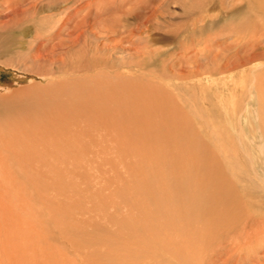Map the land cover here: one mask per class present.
<instances>
[{"label":"rangeland","instance_id":"obj_1","mask_svg":"<svg viewBox=\"0 0 264 264\" xmlns=\"http://www.w3.org/2000/svg\"><path fill=\"white\" fill-rule=\"evenodd\" d=\"M20 1L15 8L27 11L26 17H31L32 22L26 24L29 26L26 32L15 37L18 49L14 59H17L18 55L24 57L30 53V50L38 48L40 39H47V44L50 46L55 44L57 39L61 40L64 46L59 48L60 56V53L66 52L69 46L65 37L68 36V33H73L76 26L86 19V25L84 24L79 29L80 34H83L82 36L79 35L77 39L79 44H75L73 47L77 49L82 42H86V45L88 47L90 45L89 48L92 49L94 47L98 50L110 49L111 43L120 39L117 42V49L109 56L110 59L122 62L127 73L126 82H138L137 84H140L141 87L147 90L150 88L148 90L150 93L145 92L146 95H143L141 90L136 91L135 102L127 104L124 126L125 138L121 146L116 145L114 148V140L108 141V137L106 139L101 127L93 128L89 132V124L86 122L87 126L84 119L75 120L73 118L72 122H68L55 115V117H50L51 119H44L48 111L47 108H52L54 102L59 100L53 94L49 95L51 91L47 92L46 86L58 82L60 77L67 81L66 77L69 75L57 73L52 77L43 79L33 73L9 66L4 67L0 64V84L10 85L0 89V110L2 112L8 111L7 113L0 111V264H100L98 256L104 255L106 246H110L106 241L118 243L121 240L122 245V239L131 236L132 229L137 232V227L140 224L143 225L145 231L148 230L147 225H149V230L152 229L150 232L153 233L154 228H157L154 233L157 236L152 235V238L155 239H151V243L144 246L143 249L146 248L152 252L153 248L154 251L156 248H163L164 251H162L163 254L160 253L159 256H156L155 260L158 259L159 261L157 263L150 260L148 255L146 257L141 253L134 254L133 263L161 264L163 258V261L166 258L173 262L171 259L173 257L169 256L176 257V254L182 253L185 257L183 255L178 256L184 264H264L263 233L255 234L256 247L254 245L248 251L245 249L239 251L237 246L225 243L226 240L233 242L234 237L244 235L241 227L243 222H240V219H251L252 217L256 219L255 217L259 216L263 217L264 220V206L261 204L253 206L250 215H245L248 209L243 204H240L242 207L240 212H236V206L228 211L230 207L227 205L229 215L227 218H230L229 220H223L224 211L221 212L216 207L217 211L213 208L212 211L207 212L211 217L205 215L202 222L207 223L201 227L197 228V223H192L193 225L190 227L175 228L169 233L166 225V227H161L163 224L160 225V222L153 218L152 213H150L153 207L144 204V196L139 200L136 198L140 195L143 185L152 184L156 180V177L154 178L150 174L156 168L161 169L160 171H163L162 173L170 178L171 185H174V182L179 178L182 180L191 178L194 181H199L195 186H192L190 192L178 198L181 206L190 203L196 204L197 195L204 192V183L208 179L206 176L210 175L208 182H213L211 180L215 176L214 173H219L217 172L218 168H221L220 173L223 170L229 174L226 165H223L226 156L224 157L219 150H214L213 144L216 143L215 141L212 142L214 137L208 138L206 136L210 132L209 128V130L206 129L207 131L204 130V133L206 131L205 135L203 133L201 135L198 131L196 137L188 135L187 138V135H184L185 140L182 134H179L180 137L176 135L174 139L169 138L168 131L170 130L168 129L172 130L177 124L171 126L172 128L168 123L165 126V120H161V118H165L167 113H178L177 117L176 114L173 116L176 122L178 119L180 120L182 128L186 126L188 129L191 127L192 130H198L200 127L196 123L198 118L190 116L193 114L191 110L197 109L201 116L206 114L202 120L209 119L210 115H214L216 112V115L213 116L215 121L219 120L217 123L222 128L232 131V135L236 134L237 137L231 136L232 139L237 138L238 141L250 148V152H248L249 162H251L258 176L264 175L258 170L261 165V155L255 150L258 144L255 137L257 135L254 132V118L251 114L253 113V100L247 97L249 91L241 99L243 100L242 109L245 107L243 112L239 109L241 114L239 113L237 117L230 116V118L223 116L220 119L219 114L227 115L226 107L228 108L235 99L243 97V89L242 91L238 87L235 92H222L220 89L212 88L204 94L201 93V95L198 92L191 95L188 91L185 98L193 97L194 99L190 106L183 104L184 101H182L183 108L180 109L178 101L173 100L172 102L173 91H171V96L168 95L169 90L174 88L176 93H179L178 89L190 86V88L195 86H200L203 89L205 86L208 88L210 84L217 82L216 78L221 85L227 86L229 84L230 88L237 82V76L241 75L239 72L234 73L237 75L235 77L234 74H226L207 80L204 78L207 72L204 66H213L211 58L207 56L208 59H204V38L211 37L214 40L216 37L217 44L220 42L218 46L215 44L217 50H220L223 45L225 48L226 44L231 45L232 43V36L227 31L221 30L222 26L232 22L231 0H68V3L64 5L65 7L61 3L62 0H55L49 4L52 9L42 7L47 2L38 3L40 0ZM237 4L236 6L241 8L238 17L245 19L244 17L249 13L246 4L239 2ZM32 10L34 13L31 12ZM0 15L2 18L5 16V12ZM66 19L69 21L68 30L63 29L59 32ZM219 46L221 47L219 48ZM182 47H186L185 55L196 50H202V53L193 61L179 63V56L184 55L181 52ZM99 53L94 54L96 59L106 57V54L100 55ZM184 57L186 58V56ZM177 63L180 65V69L192 72L193 68H196L197 71L178 79L173 76L179 70L176 69L179 67ZM255 65H258V68L261 63L257 62ZM197 66H200L201 69ZM172 68L176 70H172ZM164 82L172 83L174 87L171 86L167 93L159 92V94L154 87L155 83L164 85ZM181 83L183 84L180 85ZM226 83L228 84L226 85ZM152 87L153 89H151ZM155 90L157 94L153 92ZM162 91L165 92L166 90ZM219 100L220 102H218ZM38 109H43L44 114L41 113L39 116L40 111ZM12 110L14 113L17 110L21 112L17 116L35 110L37 116L30 126L32 129H26L23 121L25 117H21L19 120L8 117L10 113H13ZM217 116H219L218 119ZM153 119L159 121L155 122ZM21 123L23 124L21 125ZM23 125H25L24 128H22ZM36 127L38 128L36 129ZM162 131H164L166 138ZM82 133L88 135H83V137ZM254 137L256 142L255 139L252 140ZM198 138L209 142L207 144V141H200ZM231 138L226 139V141L232 140ZM251 141H254V148ZM210 143L211 146H209ZM26 146H35V151L33 149L34 152L32 151V153L26 149ZM202 147H205V152ZM213 159L217 161L214 163ZM156 160L158 161L155 162ZM195 162L197 163L195 164ZM213 164L217 165L214 166ZM221 165L224 166L223 169L220 167ZM180 172L181 174H179ZM222 181L221 187L226 189L227 186H230V184L224 185L225 182ZM208 190L207 193H209ZM229 191L232 190L229 189ZM251 195L255 200L262 197L264 202V193L260 192L258 195L251 193ZM183 201L187 203H183ZM174 204L176 202H171V205L175 207ZM232 204L234 202H231L230 206ZM232 206L234 207V205ZM210 212L215 213H212V216ZM214 214L217 216L214 217ZM238 214H240V219L236 218ZM219 216H221V222ZM212 217L214 220L211 221ZM152 221L157 224L156 227L153 226L154 228ZM175 231L180 234L177 235ZM147 232L143 238L148 237ZM165 233H168L167 236L161 237L164 240L157 239L160 235L165 236ZM173 234L175 238L177 236V244H173L176 242L175 239V242H171L174 238ZM149 236L151 238V235ZM169 237L170 241L168 240ZM165 241H168V244L170 242V245ZM184 241L185 243H183ZM159 243H164L163 247H160ZM151 244L152 247H150ZM258 244L260 245L258 246ZM164 245L169 246L170 250L174 247V251H167L168 249ZM117 250L124 254L123 249ZM227 251L228 253H226ZM164 252L169 254L168 257ZM228 254L231 259H228L229 262L226 263ZM160 255L162 256L160 257ZM122 262L125 263L126 260L117 263L124 264Z\"/></svg>","mask_w":264,"mask_h":264},{"label":"bare ground","instance_id":"obj_2","mask_svg":"<svg viewBox=\"0 0 264 264\" xmlns=\"http://www.w3.org/2000/svg\"><path fill=\"white\" fill-rule=\"evenodd\" d=\"M19 1L20 0H3L2 2L0 1L1 2L0 3V14H3L5 12V16H3L2 18L0 15V59L3 58V60H0V64L2 66L4 65V67L9 66L11 68H16V69L21 70V71L33 73V74L39 76V78H43V79H46V77H50V76L52 77V76H54V74H57V73H63V74H66V76L69 75L68 77H66L67 81L65 80V78L62 79L60 77L58 82H54L52 85H47L48 87L46 86V88H48L47 92L51 91V94H49V95L53 94V96L58 97L59 100L57 102H54V104H53V106H55L54 108H53V106L50 109L47 108L48 111L46 112L47 114L45 115L44 119L50 118L54 115L57 117L60 116V118H64V120H66L68 122H72L73 118H75V120L80 119V118L84 119L85 123L87 122L89 124V126H88L86 123V125L88 126V128L90 130L89 132H91V130H93V128L101 127L103 134L106 136V139L108 137V141H111L112 139L114 140V145H115L114 148L116 147V145L121 146L123 141H124V138H125L124 126H125V116H126L127 104L135 102L134 99L137 97L136 91L141 90V93L143 95H146L145 92L148 93V90H150V88L147 90L146 88L141 87L140 84H137L138 82H134V83L126 82L127 73H126V69L124 68L122 62H119L118 60L113 61L112 59H110L109 56L112 53H114L113 51H115V49H117L116 48V47H118L117 42H119L120 39H118L117 41L114 39L115 40L114 43H111L112 42L111 41L110 43L112 44V46L110 49H108V48L104 49L103 48V49L98 50V49H94L95 47L92 49V48H89V47H91L90 45H89V47H88V45H86L87 44L86 42L85 43L82 42L81 46L79 45L77 47V49H75L73 46H75V44H77V45L79 44L77 41L79 35H81V36L83 35V34H80L81 32L79 29H81V26H83L86 23V19L84 20L82 18L84 21L80 22L76 26L73 33H68V36L65 37V38H67V42L69 43V46L67 47L66 52H64L62 54V52H63L62 51L60 53V56H59V48L64 46L63 42L61 40L57 39L58 41H56L55 44L50 46L47 44L48 43L47 39H45V40L40 39L41 42L38 43L39 44L38 48H36L32 51L30 50V53H28V54L25 53L26 56H24V57H19V55H18V58L14 59L15 52L18 49V47H17L18 44H17V40L15 39V37H16V35H22L24 32H26L27 29L29 28V26L26 24L28 22L29 23L32 22L31 17L30 18L26 17L27 11L25 12V11H22V9L15 8V6H17L16 4ZM22 1H24V0H22ZM42 1L47 2V4H44L45 6H42V7H47L46 9L50 8L49 4L55 2V0L54 1L53 0H40V1H38V3L39 2L41 3ZM238 2L239 3H245L248 10H249L248 15L244 17L245 19L238 17V16H240L239 11L241 9V8H238L236 6V5H238L237 4ZM61 3L64 6L65 4L68 3V0H62ZM217 3L219 4V2H217ZM230 3H232L231 4L232 6L230 7V11L232 10L231 13L233 14L231 16L232 19L230 18L232 20V22H230L227 25L222 26L221 30L227 31V33L230 34V36H232L231 45L226 44L227 47L225 45V48L223 47L224 45L222 47L219 46V48L220 47L221 48H220V50H217V49H215V46H216L215 44H217V41L215 39L216 37H214V40L211 37L206 38V39L204 38L203 55L205 56L204 59L207 56L209 58H211V64L213 65L212 67L204 66L205 67L204 69L207 70V72L204 75V78L206 80L209 78L212 79L213 77H218V76L226 75V74H234V73H238V72L241 74L239 76L234 74V77L237 76L238 80L236 83H234L231 86L232 88H230V85L228 83H226V85L228 84L227 86L221 85V83L218 82L217 78H216L217 82L215 81L216 83L210 84L208 86V88L206 86L204 87V89L201 88L200 86H195V87L190 88L191 87L190 86L187 88L178 89L179 93L174 92L175 88L170 89L171 86L174 85L172 83L164 82L163 83L164 85L155 83L154 87L157 89L158 93L159 92L167 93L168 89H170L169 90L170 92L168 94V95H170L172 93L171 91H173L174 94H172L173 95L172 96L173 97L172 102H173V100L178 101L180 104L179 109L182 107V105H181L182 101H184L183 104L185 103L189 106L191 105V101L194 98L193 97H191L189 99L185 98L186 92L188 94V91H190L191 95H193V93H195V92H198V94L201 95V93L204 94L209 89H212V88L213 89H220L222 92H235V89L238 87H240L241 90L243 89L244 90V91L242 90L244 93L243 97H239V98L235 99L233 101V103L228 108L226 107L227 110L226 111L224 110L225 112H227V115H224V113L219 114L220 117L217 116V119H218V117L220 119L223 116L225 118L228 116H229V118H230V116L231 117L232 116L237 117L238 114L240 113L239 109H241L242 110L241 112H243V109L245 107L242 109L243 100H241V99H243L244 96L249 91L247 97H250L253 100V102H252L253 113H251V114L253 115V118H254V123H255V131L254 132L257 135L255 137L257 139V144H258L257 147H255L256 148L255 150H257L258 153L261 155V165L258 167V168H260L258 170H260V172H263L262 174H264V42H263L264 41V0H231ZM50 9H52V8H50ZM31 12L34 13L33 10ZM85 17H86V15H85ZM68 22L69 21L66 19L63 26L59 29V32L62 31L63 29L68 30V27H69ZM72 27H74V26H72ZM59 32H58V36H59ZM97 32H98V30H97ZM51 40H54V39L51 38ZM97 40L99 41V39H97ZM225 41H223V42H225ZM261 42H263V43H261ZM218 44H217V46H218ZM198 45H200V44H198ZM109 46H110V44H109ZM185 48L186 47L181 48V50H182L181 52H183L184 55L179 56V58H178V59H180V61H178L179 63H181V62L185 63V61L187 62L190 60L193 61L196 59V57H198V55H200L202 53V50H200V51L196 50L192 53L190 52L187 55H185L186 54ZM103 51H105L106 53H101V54H106V57L103 55H102L103 57L101 56L102 58H100V59L99 58L96 59L94 57L95 53L98 54L99 52H103ZM184 56H186V58ZM97 57H99V56H97ZM206 59H208V58H206ZM15 60H17L18 62ZM257 62L261 63V66H259L258 68H257L258 65H255ZM195 64H193L194 67H195ZM174 65H176V64H174ZM198 68L201 69L200 66ZM173 69L174 68H172V70ZM176 69H179V70L176 71L175 74H173V76H175L178 79H180V78L182 79V77L184 75L192 74L193 72L196 73V71H197L196 68H193L194 70L192 72L191 71L189 72L186 69H180V65ZM176 69H174V70H176ZM170 73H172V72H170ZM19 80L21 81L22 79H19ZM23 80H26V79H23ZM166 81H168V80H166ZM182 84L183 83H181L180 85H182ZM7 86H10V85L0 84V89L2 90L3 89L2 87H7ZM245 87H246V90H245ZM151 89H153V87ZM181 89H182V91H181ZM162 90H164V91L166 90V91L163 92ZM203 90H204V92H203ZM153 92H156V90ZM157 92H156V94H157ZM158 99H160V98H158ZM218 102H220V100ZM168 103H171V101H168ZM221 104L224 105L223 102H221ZM245 104H248V103H245ZM249 104H251V103H249ZM171 107H173V106H171ZM205 107H206V105H205ZM208 107H210V106H208ZM11 109H13V108H11ZM36 109H37V107H36ZM35 110H30V111H28V113H25V115L22 114L21 116H17V114H19V113L21 114V112L19 110H17V112H15V113L12 110L13 113H10L11 115L9 114L8 117L15 118L18 120L21 119V117H25V120H23V121L26 125V129L31 130L32 127H30V126L32 124V121L35 118V116H37V113H35ZM42 110L38 109V111H40L39 116L41 113L44 114V112H42ZM191 111L193 114L190 116H193L194 118H198L196 123L201 127L200 128L199 126H197V127H199L198 130L197 129L192 130L191 127H189V129H188L186 126H185V128H182L180 126L182 124L180 122V120L179 119L177 120L180 123L179 124L178 122H176V119H174V116H173L176 114V117H177L178 113H175V114L167 113L165 118L164 117L161 118V120L162 119L165 120V126H166V123H168V125L170 127L171 126L173 127L174 124L178 125V127H176L177 125H175L174 128L171 127L172 130L168 129V130H170V131H168L169 138L171 137L172 139H174L176 137V135L182 134L183 139L185 140L186 138L184 135H187V138H188V135L196 137V134L198 133V131H200L201 135H202V133H203V135H205L206 131H207L206 129L209 128L210 132H208L206 136L208 138L214 137V139H212L213 140L212 142H214V141L216 142L213 144L215 146L214 150L215 151L219 150L221 153H223L222 155H224V157L226 156L224 158L225 162L223 165H226L229 174H226V172L223 170L220 173L221 168H218L219 171L217 169V172H219V173H214L215 174V176H213L214 178L211 177L212 180L210 179L213 182H208L210 175L206 176V179H207V177H208V179L204 183V192H200L202 194L197 195L198 201L196 202V204L192 205L190 203V204H187V205L185 204L184 206H181L179 204L180 201H178L179 200L178 198L185 196V194L187 192H190V190H192V186H195V184L198 183L199 181H194L191 178L190 179L188 178L185 180H182V178H179L177 181L174 182L175 183L174 185H171L170 178L165 176L162 173L163 171H160L161 169L160 170L157 168L154 169V171H152L150 174H152V176L154 178L156 177V180L154 181L155 183L153 182L154 184L152 183V184L143 185V187L140 191V195H138L136 198H137V200H139L144 196V198H143L144 204H149L151 208L153 207V209H151V212H150V213H152L153 218L157 222H160V225L163 224L161 227H164L166 225L169 233L172 232L173 229L175 230V228H181L182 229L183 227H190L195 223H197V228H199V226L201 227L202 225H204V223H207V222H202L204 220V216L205 215L207 216L208 215L207 212H209L213 208L215 209L216 207L218 210H221V212L224 211L225 215L223 214V216H224L223 220H226V219L229 220L230 218H227V216H229L227 213V205H228V207H230V209L228 211H230L232 208H235V206H236L237 207L236 212L237 211L240 212V209H242L240 204H243L244 207H246L248 209V211H246L245 215L251 214L250 212L252 211L251 209H253V206H257L258 204H261L262 206H264V202L262 201V197H261V199L259 198L258 200H255L254 197L251 195V193L253 195L254 194L258 195V194H260V192L264 193V175L258 176L256 174V172L254 171V168L252 167L251 162H249L250 157L248 158V152H250V148H248L247 145L243 144L242 142L238 141L237 138L235 140L231 138V136L234 137V136H236V134L234 133V135H232V131H228V129H226L224 127L222 128V126L217 123L219 120L215 121V118L213 116L216 115L215 114L216 112L214 113V115H210L211 117H209V119L202 120L203 116H205L206 114H203V116H201V113L198 112L197 109L191 110ZM245 111H246V109H245ZM3 112H5V111H3ZM7 112L8 111H6L5 113H7ZM36 112H37V110H36ZM167 112H168V110H167ZM218 113H220V112H218ZM207 117H208V115H207ZM157 121H159V120H157ZM157 121H155V122H157ZM75 122H77V121H75ZM251 122H252V120H251ZM219 123H221V122H219ZM22 124L23 123H21V125ZM69 124H71V123H69ZM25 125H23L22 128H24ZM40 125H41V123H40ZM81 125H83V124H81ZM28 127H30V128H28ZM34 128H35V125H34ZM37 128L38 127H36V129ZM41 128H43V127H41ZM249 128H251V127L249 126ZM39 130H40V128H39ZM204 130H206L205 133H204ZM164 131H162V132L164 133ZM23 132H25V131L23 130ZM39 132H41V131H39ZM42 132H44V131H42ZM80 132H82V131H80ZM89 132H88V134H89ZM28 134L31 135L30 133H28ZM88 134L82 133V136L88 135ZM99 135H101V134H99ZM164 135H165V133H164ZM111 136H114V137H111ZM209 136H211V137H209ZM179 137H180V135H179ZM255 137L252 140H254ZM165 138H166V135H165ZM228 138H231L232 140L226 141V139H228ZM198 139H200V141L205 140V139L202 140L201 138H198ZM256 139H255V142H256ZM187 140H190V139H187ZM205 141H207L206 143L208 144L209 141L208 140H205ZM163 142H165V141H163ZM251 142L253 144L254 141H251ZM168 143L171 144V142H168ZM203 143H205V142H203ZM211 143L209 146H211ZM165 145L167 146V143ZM199 146H201V145H199ZM204 146L207 147L206 144H204ZM166 148H168V147H166ZM204 148L205 147H202V149H204ZM215 148H217V149H215ZM253 148H254V144H253ZM26 149H28L32 152L33 149L35 151V146H32V147L26 146ZM107 149H108V147H107ZM207 150H209V149H207ZM211 150H210V152H211ZM167 151H169V150H167ZM204 152H205V149H204ZM193 155H194V153H193ZM213 155H216V154H213ZM219 155H221V154H219ZM196 156H198V155H196ZM157 161L158 160H156L155 162H157ZM212 161H214V163H215L217 160L215 161L213 159ZM202 162H203V160H202ZM219 162H221V161H219ZM196 163L197 162H195V164ZM253 164H255V163H253ZM210 165L212 166V164H210ZM215 165H217V164H215ZM223 165L220 166V167H222V169L224 167ZM199 168H200V166H199ZM157 170H159V171H157ZM194 170H192V171H194ZM207 171H209V170H207ZM179 174H181V172ZM188 175H190V174H188ZM219 175L222 177H220ZM222 180H225V181H222ZM221 181L225 182L224 185L230 184V186H227L226 189L221 187ZM213 184H215V185H213ZM207 189H209L208 190L209 193L206 192ZM229 189H231L232 191L230 192ZM195 199H196V196H195ZM173 201L176 202V204H174L176 208L171 205V202H173ZM184 202H186V201H183V203ZM231 202H234V204H232V205H234V207L232 205L230 206ZM244 202H245V204H244ZM217 205H220V206L218 207ZM150 207H149V210H150ZM217 209H215V210L217 211ZM142 210H144V209H142ZM212 213H215V212H212ZM212 213H211V215H212ZM229 213H232V212H229ZM262 213H260V214H262ZM233 215H235V214H233ZM254 215H255V212H254ZM256 215L258 216V214H256ZM216 216L217 215L214 214V217H216ZM208 217H211V216L208 215ZM214 217H212L213 219H211V221L214 220ZM220 217L221 216H219V218ZM236 218L240 219V214H238V216ZM253 218L254 217H252L251 219H242V220L240 219V222L241 221L243 222V226H241V227L244 231V235H242L241 237H234L233 242H230V240H226L225 243H229V245L237 246V249L239 251H244V249H245V251H248V249L250 247L252 249L254 245L256 247V244H255L256 240L254 241L255 234L263 233V235H264V220H263V217H259V216L255 217L256 219H253ZM150 221H149V224L151 223ZM153 221H152V227L153 226L156 227L157 224H155V223H157V222L154 221L155 222L154 223ZM219 221L221 222V218L219 219ZM153 224H155V225H153ZM209 225H211V224H209ZM147 228L149 230V228H150L149 225H147ZM156 229L157 228H154V230H153L154 233H155ZM147 231H145L143 228V225L140 224V226L137 227V232H134L132 229L131 236H128V237H125L122 239V245H121V240H119L118 243H112V241L107 242L106 240H104V241H106V243H109L110 246H108V247L106 246V253H104V255L98 256L99 263L100 264H118L125 259L126 262L125 263L122 262L124 264H139L136 259L135 260L137 263L132 262V260H134L133 258L135 257L134 254H137V253H141L143 256H146V257L149 256L150 260L154 261L155 263L159 262L158 259L157 260H155V259L157 258L156 256H159L160 253L163 254L162 253V251H164L163 248H156L155 247L156 248L155 251L153 248L152 252H150L146 248L143 249L144 246H147L151 243V239H155V238H152V235L157 236L153 232H150V231H152V229H150L149 232H147ZM165 231H167V230H165ZM145 232H147L148 237L143 238V236L145 235ZM182 232H185V231H182ZM165 234H166L165 236H161L159 234L160 238L157 237V239L164 240V238H161V237H166L168 233H165ZM179 234L180 233H177V235H179ZM149 235H151V238ZM185 236H186V234H185ZM174 239L176 242L174 241ZM176 239H177V236L175 238V235H174V238L172 239L171 242H175L173 244H177ZM182 239H184V238H182ZM109 240H110V238H109ZM168 240L170 241V237L168 238ZM166 242L168 244V241H165V243ZM183 243H185V241ZM163 244L164 243H162V244L159 243L160 247L161 246L163 247ZM168 245H170V242ZM259 245L260 244H258V246ZM152 246L153 245L151 244L150 247H152ZM164 247L166 249H168L167 251H172V250L174 251V249H173L174 247L172 248V245H171L172 250H170L169 249L170 247L167 245L166 246L164 245ZM119 248L123 249L122 252L124 254L120 253V251L117 250ZM177 249H179V248H177ZM183 250H184V248H183ZM175 251H179V250H175ZM149 252H150V254H149ZM164 253L166 254V252H164ZM171 253H173V252H171ZM226 253H228V251ZM168 255L166 254L167 257H168ZM178 255H183V254L178 253L175 255L176 257L169 256V257H173V258H171L173 260V262H170V259L167 260L166 258H165V261H163L164 260V258H163V260L161 261L162 262L161 264H184L180 260V256H178ZM232 255L234 256L235 253ZM161 256L162 255H160V257ZM183 256L185 257V255H183ZM136 257H137V255H136ZM230 257L231 256L228 254L227 260H225L226 263H227L228 259H231Z\"/></svg>","mask_w":264,"mask_h":264}]
</instances>
